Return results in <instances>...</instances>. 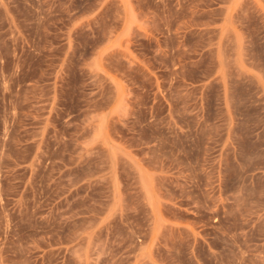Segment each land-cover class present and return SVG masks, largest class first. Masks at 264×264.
<instances>
[{"label": "rangeland", "instance_id": "1", "mask_svg": "<svg viewBox=\"0 0 264 264\" xmlns=\"http://www.w3.org/2000/svg\"><path fill=\"white\" fill-rule=\"evenodd\" d=\"M0 264H264V0H0Z\"/></svg>", "mask_w": 264, "mask_h": 264}]
</instances>
